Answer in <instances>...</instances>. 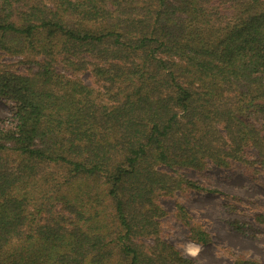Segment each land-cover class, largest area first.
I'll list each match as a JSON object with an SVG mask.
<instances>
[{"label":"trees","instance_id":"trees-1","mask_svg":"<svg viewBox=\"0 0 264 264\" xmlns=\"http://www.w3.org/2000/svg\"><path fill=\"white\" fill-rule=\"evenodd\" d=\"M4 55L0 264H196L159 198L264 168V0H0Z\"/></svg>","mask_w":264,"mask_h":264},{"label":"rangeland","instance_id":"rangeland-1","mask_svg":"<svg viewBox=\"0 0 264 264\" xmlns=\"http://www.w3.org/2000/svg\"><path fill=\"white\" fill-rule=\"evenodd\" d=\"M18 60L0 56V61L13 63L15 69L24 72L26 66ZM78 76L95 85L89 72ZM12 106V102L0 98V118L10 121ZM179 174L206 190L186 188L159 198L166 211L160 219L163 238L192 256L196 264H232L238 255L264 263V224L257 221L259 215H264V168L240 164L220 168L211 164L206 171L184 169ZM178 205L186 209L190 224L209 233L206 245L191 239L190 227L178 218Z\"/></svg>","mask_w":264,"mask_h":264}]
</instances>
